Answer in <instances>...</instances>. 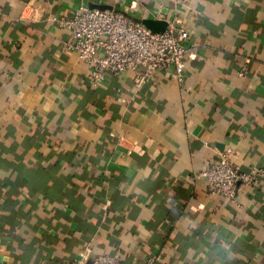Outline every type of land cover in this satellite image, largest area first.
I'll list each match as a JSON object with an SVG mask.
<instances>
[{
    "label": "crops",
    "instance_id": "1",
    "mask_svg": "<svg viewBox=\"0 0 264 264\" xmlns=\"http://www.w3.org/2000/svg\"><path fill=\"white\" fill-rule=\"evenodd\" d=\"M84 4L178 23L182 80L94 86L55 20ZM226 150L264 168V0H0V264H264V179L233 203L202 176Z\"/></svg>",
    "mask_w": 264,
    "mask_h": 264
},
{
    "label": "built area",
    "instance_id": "2",
    "mask_svg": "<svg viewBox=\"0 0 264 264\" xmlns=\"http://www.w3.org/2000/svg\"><path fill=\"white\" fill-rule=\"evenodd\" d=\"M74 39L68 50L79 53L89 70L94 86L102 84L107 75L135 73L134 87L140 90L161 72L175 69L184 77L183 66L189 48L188 32L172 22L164 32H153L145 25L133 22L125 13L114 9H97L81 5L67 19H55ZM245 70L240 75L244 76ZM233 151L226 150L207 168L202 176L208 181V191L236 202L243 186L264 179V168L255 166L248 172L232 160ZM92 251L86 248L80 259L65 264H87ZM161 256L150 257L144 264H160ZM93 264H122L119 255L96 256Z\"/></svg>",
    "mask_w": 264,
    "mask_h": 264
},
{
    "label": "water",
    "instance_id": "3",
    "mask_svg": "<svg viewBox=\"0 0 264 264\" xmlns=\"http://www.w3.org/2000/svg\"><path fill=\"white\" fill-rule=\"evenodd\" d=\"M92 8H97V9H101V10H104V9H110V7H107V6H100V5H92L91 6ZM165 30L161 31V32H164Z\"/></svg>",
    "mask_w": 264,
    "mask_h": 264
}]
</instances>
